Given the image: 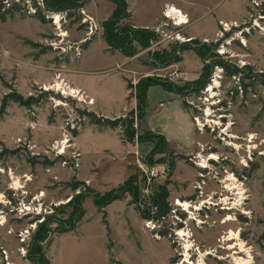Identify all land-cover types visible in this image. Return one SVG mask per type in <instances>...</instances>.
<instances>
[{
    "label": "rangeland",
    "instance_id": "374dc122",
    "mask_svg": "<svg viewBox=\"0 0 264 264\" xmlns=\"http://www.w3.org/2000/svg\"><path fill=\"white\" fill-rule=\"evenodd\" d=\"M83 1V9L73 10L71 13H74V17H71L67 13L46 12L44 1L36 0L47 21L41 24L31 0H0V3L8 2L10 6L5 5L7 9L15 4L21 8L20 12L7 17L6 22L0 21V110L4 97L12 93L25 100L30 96H40L41 92L50 93L40 98V104L31 109L9 100L3 109L4 112L0 114V264L6 263L2 251L8 253L9 262L12 264H181L182 257L179 255L183 253L186 243L179 238V241L175 242L174 231L181 229V226L176 227L173 224L175 219L172 212L161 226L152 220L141 219V225L145 229L143 231L136 219H131L132 228H128L123 215H118L119 203H115L109 210V216L106 210L111 204L104 209L105 224L103 214L94 204L95 195L103 196L118 189L132 176H136L139 181L146 179L143 172L149 167L145 159L150 153L143 159L139 154L126 153L127 164L113 155L112 158L99 160L100 163L93 166L88 157L82 158L84 155L76 145L81 132L88 125H92L90 119L86 115H80L78 111L95 114V110L91 107L93 101L89 104L90 99L84 93L71 87V65L83 56L89 59V67L95 69L93 71L100 70L97 67L109 62V56L102 51L104 42L100 40L103 39V23L86 10V6L93 4L95 0ZM248 3L246 14L239 21L227 22L230 28L234 25L236 27L232 28L226 38L232 39L227 47L228 56H232L235 63H247V67L242 71V87L245 91L243 98L235 99L229 112L230 120L234 124L232 134L241 139L238 143H233L238 144V149H241L234 151L232 148H224L213 138L204 135V148L198 147L185 159H178L173 171L169 163L161 164L165 169V177L152 182L149 191L147 185L136 184L141 186L142 202L139 206L143 209L152 210L151 198L156 194V186L167 182L170 183L168 202L172 210L179 201L190 203L188 214L193 216L181 212L178 215L186 219L183 231L190 234L192 247L189 255L193 264H201V259L204 264H235L233 257L243 256H233V253L239 252L238 242H243L249 248L254 264H264V156L257 154L259 150L264 152V144H261L264 143V0H248ZM82 11L94 19L93 26L97 30L94 28L91 37H87L90 22L83 24L85 16ZM56 14L60 15V21L55 25L53 16ZM124 23L133 24L130 19ZM63 34L66 36H62ZM219 34L218 31L217 35ZM220 37L222 36H217L210 44L216 43L217 47L223 45L224 39ZM85 39L86 43L81 45L82 54L78 56L74 48ZM97 40L100 41L95 43ZM243 41L245 44L242 46ZM156 42L149 48L135 43V57L138 59L134 63L139 62L143 67L142 70L139 67L136 71L153 73L155 67L153 68L152 62L158 60L153 56L171 52L178 43ZM90 43L93 45L89 47ZM192 52L203 63L204 69L205 63L202 60L207 53L204 50H199V53L196 50ZM183 54L184 52L181 53L182 56ZM216 57L213 51V57L207 59L209 62H225ZM156 70L159 72L156 71L153 76L169 72L166 68ZM136 71L132 75L141 76V73ZM128 79L127 84L131 83ZM228 80L229 78L225 83L230 86ZM132 91L134 95L135 91ZM75 92L81 93L80 96L85 101ZM129 113L130 111L121 117H126ZM138 124L135 119L136 131ZM116 130L123 144H129L124 140V132L119 128ZM74 131H77V136L73 135ZM87 135L85 133L83 137L86 141ZM251 135H254L253 139ZM152 144L154 147V143ZM247 145L251 148L249 154ZM251 146L254 149L258 146L257 152ZM199 153L202 158L199 157L200 161L205 160L207 163L203 168L208 167L205 157L209 154L212 153L211 157L216 156L211 158L212 161L219 159L217 164H209L202 194L196 189L197 183L200 182V168L195 165L199 159L194 158ZM190 159L194 160L195 164L190 162ZM31 161L35 163L32 164ZM189 169L194 173L196 170L197 176L192 177ZM96 178L97 181L93 180ZM234 179L246 192V200H241V205H236L237 191L231 189ZM209 196L215 205L210 206V210L194 212L200 208L196 206L194 209V205ZM36 197L40 200L34 201ZM129 198L130 196H127L122 201L129 202ZM220 203L236 206V210L223 211L220 209ZM38 204L48 213L43 214L45 221L42 224H38L41 217H37L35 212L29 217L17 216L16 211L21 206L33 210L32 207ZM132 207L135 209V206ZM228 217L232 218L231 222H227ZM192 218H200L205 220V223L199 229L196 223L192 222ZM74 221L78 222L76 228L64 232L68 231ZM149 222H152L150 227H154V230L147 227ZM77 229L80 230L74 236L83 241L79 243L69 240L66 243L65 239L70 237L65 234H72ZM163 230L168 233L166 238L158 234ZM231 230L240 233L239 239L233 240L232 243L226 240L220 242L221 237ZM25 231H29V235H26L29 239L22 245L19 235ZM156 235L160 239H157ZM231 244L235 245L233 251L227 249ZM21 248H25L27 254L31 249V259H27V254L26 258L21 257ZM41 257L45 262H40ZM191 262L188 261L192 264Z\"/></svg>",
    "mask_w": 264,
    "mask_h": 264
},
{
    "label": "crops",
    "instance_id": "0c3cea01",
    "mask_svg": "<svg viewBox=\"0 0 264 264\" xmlns=\"http://www.w3.org/2000/svg\"><path fill=\"white\" fill-rule=\"evenodd\" d=\"M129 7L130 20L136 28L156 29L163 21L164 11L167 8H174L187 15L190 21L189 26L184 31L187 38L194 41L204 43L208 40L213 42L220 31V23L239 21L245 14L248 7V0H125ZM87 5V4H86ZM90 14H92L100 23L108 20L114 12L115 6L108 0H95L92 4L86 6ZM104 42L103 54L109 56L108 64L97 67L100 70L93 71L89 67L91 65L89 59L83 56L79 61L73 62L70 69L71 87L84 93L93 101L91 107L95 110V114L101 115L107 119H115L123 116L126 112L136 111L137 100L130 97L131 90L128 89L127 79L131 80L133 86H136L141 77L153 76L157 70L153 69V73H143L141 64L137 61L138 57L129 59L119 51L107 52L108 46ZM100 40L95 41L98 42ZM94 43V42H93ZM90 43L89 47L93 45ZM87 48V50L89 49ZM78 65V66H75ZM111 66V67H109ZM73 68V69H72ZM130 68H132L130 70ZM169 71L179 69L186 75L176 84L184 86L189 83L196 82L200 79L203 63L190 51L184 52L182 62L174 64L168 68ZM160 71L162 69H159ZM141 73V76L134 77L132 73ZM159 71H157L158 73ZM156 74V73H155ZM154 74V75H155ZM101 77V78H100ZM134 77V78H133ZM111 80V81H109ZM115 80V81H114ZM144 131L157 132L164 136L168 143V152L175 155L185 156L191 155L198 147L201 148L206 142L204 135L197 133L184 103L183 97L176 93L166 91L161 86L151 87L147 92V110L145 117L138 124V132ZM85 133L88 134L87 141L83 138ZM205 138V137H204ZM78 149L81 150L82 158L88 157L91 165L99 164L106 158L117 156L119 160L126 163V153L129 155L139 154L141 159L147 156L153 149L152 143L138 142L134 145L123 144L118 130L103 129L99 130L96 126H89L81 132L76 142ZM95 153V154H94ZM130 164V163H128ZM130 166V165H128ZM190 171L192 177L197 176V171ZM127 178H125L126 180ZM95 181L98 178L93 179ZM130 199V198H129ZM117 204L119 209L118 215L125 218L128 228H132L131 219H136L141 226V230H145L141 225V218L135 209L130 205V201H117L107 208L109 210ZM80 229H77L65 239L81 243L82 239L75 237ZM106 231V230H105ZM107 233V231H106ZM63 237V236H61ZM150 239L151 235H150ZM85 242V241H84Z\"/></svg>",
    "mask_w": 264,
    "mask_h": 264
},
{
    "label": "trees",
    "instance_id": "16d2710c",
    "mask_svg": "<svg viewBox=\"0 0 264 264\" xmlns=\"http://www.w3.org/2000/svg\"><path fill=\"white\" fill-rule=\"evenodd\" d=\"M22 1V0H20ZM46 12L49 13H67L69 16L74 17V13H71L73 10L83 9L85 6V1L83 0H43ZM111 2L115 8L111 17L103 22V39L109 46V50L112 52L119 51L127 58H134L137 55V48L135 47V43L139 44L141 47L149 48L152 44L155 43L158 36L156 35L154 30L150 29H141L136 28L134 25L130 23H124L125 21L130 19L129 7L125 0H108ZM34 7L37 10V19L41 22V24H45L47 21L44 15L41 12L40 7L36 4V0H31ZM6 4L4 2L0 3V21L6 22L7 17H12L15 12H20L21 8L18 4L13 5L12 8L7 9ZM175 47L169 53H161V55H154V58L158 60H154L152 62L153 68L162 69L170 67L174 64H178L182 62L181 53L188 50H196L199 53V50H204L207 55L203 56V60L205 65L202 73L200 74V79L196 82L186 84L184 86H179L176 83L169 82L163 78L157 76H149L142 78L139 80L136 86L133 87L131 83L128 82V89L134 90L130 95V97H135L137 100V108L136 111H132L126 117H119L113 119H107L101 115H97L94 113L81 112L78 111L80 115H86L92 125H95L99 128H107V129H121L124 132V140L129 142V144L133 143H143L150 142L154 143L153 150L145 159L146 164L149 167H153L155 165H161L169 163L171 166V171L174 170L176 161L178 159H185V157L181 155H175L173 152H168V143L164 136L160 135L157 132L144 131L143 133H138L134 128L135 119L137 122H140L146 115L147 110V92L151 87L161 86L166 91H170L181 95V97L187 96L192 93H197L201 89L205 87V85L209 82L210 77L213 73L215 66H221L224 68L225 74L227 76H232L238 74L239 70L236 67L226 64L223 61H211L210 58L213 57V51L216 48L215 45H208L204 43H200L199 41H191L190 43L180 44L176 43ZM201 54V53H200ZM209 57V60L207 59ZM50 93L41 92L40 96L33 97L30 96L28 99H24L20 95H16V93H12L11 95H7L3 99V106L0 110V114L4 112L3 109L7 106V102L9 100H13L22 106H25L28 109H31L33 106L39 105V99L49 95ZM77 131H74L73 135L77 136ZM7 154H12L9 151H4ZM158 158V159H157ZM32 164L35 161H31ZM137 183L145 184V178H142L140 181L137 180L136 176L130 177L123 185L119 186L118 189H114L109 193L102 195H95L94 204L98 208V211L103 214V223H106V215L104 214V209L112 204L115 201H122L127 196H130L131 201L130 204L135 206L136 211L138 212L140 218L144 221H154L157 223H162V219L166 218L170 215L172 207L168 202L169 192L168 185L169 182L156 186V194L151 198L152 210L141 208L140 202L141 200V186ZM82 215V214H81ZM76 224L78 222L74 221L73 225L69 226L68 231H73L76 228ZM39 234L40 231L38 230ZM160 236L167 237L168 233L166 230L160 231ZM40 236V235H39ZM29 250L27 254L31 259L32 251ZM37 254V252H36ZM39 259V258H38ZM44 261L42 257L40 258V262ZM45 262V261H44ZM45 264H48L45 262Z\"/></svg>",
    "mask_w": 264,
    "mask_h": 264
},
{
    "label": "built area",
    "instance_id": "2783aa9c",
    "mask_svg": "<svg viewBox=\"0 0 264 264\" xmlns=\"http://www.w3.org/2000/svg\"><path fill=\"white\" fill-rule=\"evenodd\" d=\"M20 1V0H18ZM39 1V0H37ZM42 1V0H41ZM7 6H10L8 4V2H4ZM39 5V3H38ZM30 9H32V11L34 10V8L30 7ZM176 11V12H175ZM82 15H84V20H83V24H88L89 22V26H90V31L87 34V37H91L94 34V19L92 17H89L88 15L85 14L84 11H82ZM164 18L165 21H163L156 29H154L156 35L158 36L157 38V44L162 43V42H167V41H172V42H178L180 44H186V43H190L191 41H193L191 38H187L183 33L185 31V29L187 28V26H189L190 21L188 20L187 15H184L181 11L176 10L174 8H167L164 11ZM236 25H234V27H229L228 23H220V37L221 39H224V43L223 45L221 44L219 47H217L216 43L215 46L216 48L214 49V53L217 56L216 58H219L221 60H224L226 64H230L233 67H236L237 70H239L238 74L232 75V76H227V74H225L224 68H222L221 66H215L213 73L210 77L209 82L205 85V87L203 89H201L199 92L197 93H192L189 94L187 96L183 97V103L188 111V113L190 114V117L192 119V122L195 126V129L197 131L198 134L200 135H207L209 138H213L216 142L220 143L224 148H232L234 151H239L241 149H238V143L237 141H241V139L237 136H234L232 134V127H233V122L232 120H230L231 116L229 114L230 109L233 105V102L235 99L239 98H243V94H244V87L243 86V73L242 71L247 67V63L244 62H237L235 63L233 61V57L232 56H228V51H227V47L228 45L231 44V40L232 39H226L228 38V33L232 30V28H235ZM97 30V28H96ZM218 35V36H219ZM87 39L81 41L78 45L75 46V51L76 55L80 56L82 53L81 51V45L86 43ZM242 46H243V42H241ZM204 44H208L210 45V42L208 40L204 41ZM230 58V59H229ZM157 77L163 78L165 80H168L169 82L172 83H177L178 81H181L185 78V73L179 69H174L172 71H169L164 74H157ZM229 78V82L228 84H230V86H227L225 83V80ZM91 103V101H89V104ZM236 143H233V142ZM264 142V141H263ZM250 144V143H249ZM264 144V143H261ZM247 154H249L251 152V148L249 147V145H247ZM252 147V146H251ZM204 148V145L201 146V149ZM253 148V147H252ZM238 149V150H237ZM254 149V148H253ZM258 150V146L256 147V149ZM257 154H261V156H264V152L262 150H259L257 152ZM201 153L198 154V156L194 159H199ZM212 153L209 154L206 158L207 162H208V167L207 168H201L200 163L201 162L199 159V162L197 164H195L192 160L190 159V162L194 163L198 168H200V174H199V179L200 182L197 183L196 189L201 192L203 190V186L205 185V178H206V173H208L209 171V164L214 165L217 164V162L219 161H212L211 157ZM146 171L143 172L144 176L146 177L145 179V186L147 185L148 191L151 188V183L155 182L157 179H161L165 177V169L162 167V165L158 166H153V167H147L145 169ZM160 170V171H159ZM232 176H234V174H232ZM235 177V176H234ZM202 194V192L200 193ZM211 197L209 196L206 200H203L201 202H199V204L194 205V209L196 208V206L200 207L199 210H194V212H198V211H202L203 210H210L211 207L210 206H214L215 204L213 203V199H210ZM36 200H40L38 197H36V199H34V201ZM38 203H40V201H38ZM192 204V203H191ZM232 204V203H231ZM234 205V204H232ZM219 206V205H216ZM220 209L223 211H232L233 209L236 210V206L231 207L229 204L227 203H220ZM33 210L30 207H26V206H21V208L18 209L17 212V216L19 217H29L32 212H35V215L37 217H41L40 219H38L39 223L38 224H42L45 221V217L43 216V214L48 215L47 210H43V206H41L40 204L36 205L35 207H32ZM239 208V207H237ZM45 212V213H43ZM53 211H51L52 213ZM172 214H174V225L176 227H178L179 225L181 226V229L174 231V234L176 235V241L183 240L182 237H180L178 234L180 231L185 230V224H186V219L184 217V219L182 218V216H179L180 212L181 213H185L188 214L187 211H185L184 207H180L179 205H176V208L171 210ZM13 213V211L11 212ZM179 214V215H178ZM198 214V213H196ZM190 214H188L189 216ZM165 219H162V223H158L160 226L162 224L165 223ZM192 222L196 223V227L200 229L201 226H203V224L205 223V220H202L200 218L192 219ZM152 224V222H149L147 227L150 230H154V227H150V225ZM159 234V233H158ZM29 235V231H25L22 232L19 235V239L20 242L23 244H25L29 239L28 236ZM157 239H160V237L158 235H156ZM179 238V239H178ZM191 251V249L188 251L185 247L183 249V253H181L179 256L182 257L181 259V264H190L188 263L191 262V256L189 255V252ZM239 252H236L237 255H241L242 253H240V250L238 249ZM21 253V257L22 258H26V254L27 251L25 250V248H21L20 250ZM2 255H3V259L6 262L5 264H12L9 262V257H8V253L6 251H2ZM189 255V256H188ZM211 257H215V255H210ZM247 255H245L243 253L242 258H246ZM216 258V257H215ZM189 259V260H187ZM192 263V262H191ZM180 264V263H177ZM193 264V263H192Z\"/></svg>",
    "mask_w": 264,
    "mask_h": 264
},
{
    "label": "bare ground",
    "instance_id": "6f19581e",
    "mask_svg": "<svg viewBox=\"0 0 264 264\" xmlns=\"http://www.w3.org/2000/svg\"><path fill=\"white\" fill-rule=\"evenodd\" d=\"M176 12V11H175ZM53 19L55 20V25L56 24H59V21H60V15H58V14H56V15H54L53 16ZM62 36H66L65 34H63ZM245 41H243V44H245L244 43ZM57 85V84H56ZM57 86H59L60 87V85H57ZM55 88H57L58 89V87H55ZM78 91V90H77ZM75 93H77V92H75ZM73 94V93H72ZM72 94H70L71 96H72ZM78 95L77 96H80V94L81 93H77ZM73 96H75V94H73ZM77 96H75V97H77ZM80 99H82L83 101H85V99L84 98H81V96H80ZM91 101V103H92V100H90ZM251 138L253 139L254 138V135H251ZM200 158H201V156H200ZM212 158H216V156H213ZM202 159V158H201ZM207 166V163H206V161L204 160V161H202L201 162V165H200V167H206ZM235 180V179H234ZM16 185H18V184H16ZM229 188H231L232 190H236L237 191V196H238V202H237V204L236 205H241L242 204V201L241 200H243V201H245L246 199L244 198V196H245V194H246V192L245 191H243V189H241L240 188V185H238L237 184V181L235 180V182L231 185V187L230 186H228ZM243 197V198H242ZM0 199H2L1 197H0ZM180 207H184L185 208V211H187V213H188V211H189V209H190V203H188V201L187 202H184V203H182V202H178L177 203ZM200 209V208H199ZM189 214H191V213H189ZM192 215V214H191ZM193 216V215H192ZM193 219V218H192ZM231 220H232V218L231 217H228V219H227V222L228 221H230L231 222ZM180 237H182V239L185 241V243H186V245H185V248L187 249V250H189L191 247H192V242H190V240H189V238H190V234H189V232L188 231H181V232H179V234H178ZM239 237H240V233L238 232V233H236V232H234V231H230V232H228V234L227 235H224L223 237H221V241L220 242H225V240L226 241H229V243H232V241L234 240H237V239H239ZM238 244V246H239V250H240V253H246L245 255H247V257L246 258H239V257H235L234 255L236 254L237 255V253H233V262L235 261V264H254V261H253V256H252V254H251V252H250V250H249V248H247L246 247V244H244L243 242H238L237 243ZM236 244V245H237ZM238 248V247H237ZM229 251H233V250H235V245L234 246H232V244L227 248ZM210 255H212V254H210ZM189 256V255H188ZM201 257H203V256H201ZM201 264H204V262H203V259H201Z\"/></svg>",
    "mask_w": 264,
    "mask_h": 264
}]
</instances>
